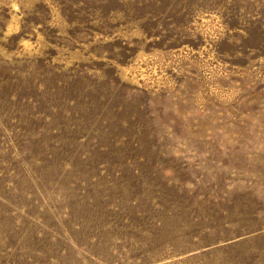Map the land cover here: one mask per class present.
I'll use <instances>...</instances> for the list:
<instances>
[{
    "label": "rangeland",
    "instance_id": "1",
    "mask_svg": "<svg viewBox=\"0 0 264 264\" xmlns=\"http://www.w3.org/2000/svg\"><path fill=\"white\" fill-rule=\"evenodd\" d=\"M0 264H264V0H0Z\"/></svg>",
    "mask_w": 264,
    "mask_h": 264
}]
</instances>
